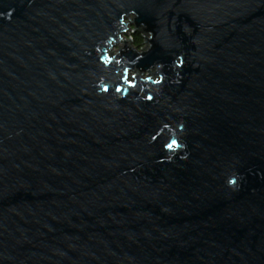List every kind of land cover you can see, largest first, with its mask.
I'll list each match as a JSON object with an SVG mask.
<instances>
[{
    "label": "water",
    "instance_id": "obj_1",
    "mask_svg": "<svg viewBox=\"0 0 264 264\" xmlns=\"http://www.w3.org/2000/svg\"><path fill=\"white\" fill-rule=\"evenodd\" d=\"M0 264H264V0H0Z\"/></svg>",
    "mask_w": 264,
    "mask_h": 264
},
{
    "label": "rangeland",
    "instance_id": "obj_2",
    "mask_svg": "<svg viewBox=\"0 0 264 264\" xmlns=\"http://www.w3.org/2000/svg\"><path fill=\"white\" fill-rule=\"evenodd\" d=\"M128 30L126 31V32H124V36L125 37H127L128 39H129V37L131 36V43L133 44V39H132V34H133V25L131 24V23H129V25H128ZM121 45H123V42H120V43H117V44H115L114 45V47L111 49L112 51H116V50H118V48L121 46ZM146 46V41L144 40V44H143V46L141 47V48H143V47H145ZM141 48H139V49H141ZM134 72H136V70H132L131 71V74L132 73H134ZM147 73H145V75H146Z\"/></svg>",
    "mask_w": 264,
    "mask_h": 264
},
{
    "label": "trees",
    "instance_id": "obj_3",
    "mask_svg": "<svg viewBox=\"0 0 264 264\" xmlns=\"http://www.w3.org/2000/svg\"><path fill=\"white\" fill-rule=\"evenodd\" d=\"M133 45L137 48H141L144 44V33L142 30L134 31L132 34Z\"/></svg>",
    "mask_w": 264,
    "mask_h": 264
},
{
    "label": "bare ground",
    "instance_id": "obj_4",
    "mask_svg": "<svg viewBox=\"0 0 264 264\" xmlns=\"http://www.w3.org/2000/svg\"><path fill=\"white\" fill-rule=\"evenodd\" d=\"M121 42H123V41H121Z\"/></svg>",
    "mask_w": 264,
    "mask_h": 264
}]
</instances>
